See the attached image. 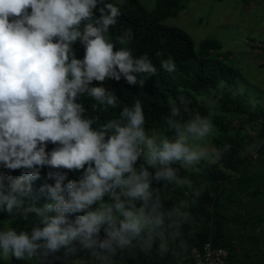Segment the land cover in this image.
Returning a JSON list of instances; mask_svg holds the SVG:
<instances>
[{"label": "clouds", "instance_id": "1", "mask_svg": "<svg viewBox=\"0 0 264 264\" xmlns=\"http://www.w3.org/2000/svg\"><path fill=\"white\" fill-rule=\"evenodd\" d=\"M120 16V7L105 0H0V168L21 171H0V212L37 218L30 231L0 230V257L51 264L61 254L65 264H116L129 250L156 249L163 257L187 249L182 229L204 185L195 187L180 168L216 165L231 147L206 143L222 95L209 89L200 97L206 115L185 96L169 100L162 135L146 131L139 100L93 127L99 118L85 115L82 98L94 112L115 109L118 97L104 82L123 78L142 87L138 76L157 72L147 54L115 50L134 35L129 29L110 41L107 33ZM77 42L82 59L74 52ZM161 67L176 70L170 56ZM45 167L54 184L41 186L50 201L41 207L31 198L32 183ZM69 172L81 175L65 184ZM154 182L187 189L193 199L168 207Z\"/></svg>", "mask_w": 264, "mask_h": 264}, {"label": "trees", "instance_id": "2", "mask_svg": "<svg viewBox=\"0 0 264 264\" xmlns=\"http://www.w3.org/2000/svg\"><path fill=\"white\" fill-rule=\"evenodd\" d=\"M105 2H111L121 10L117 24L107 33L110 41L116 43L117 37L129 29L134 34L129 44L122 46L116 43L115 50L120 47L130 48L134 57L147 54L157 72L152 76H138V80H144L142 87L139 84L130 85L123 78L120 81L111 79L104 82L103 86L118 97V106L115 109L94 112L91 108L92 101L87 97L82 98L87 109L85 115L99 118L93 127L118 117L123 107L131 106L139 100L145 113L146 131L162 132L165 127L164 118L169 111V100L185 96L192 100L191 107L194 111L206 115L207 109L197 103L192 91L208 94L209 89H215L218 95H222L218 102L222 111L246 115L255 128V133L246 143L235 140L236 145H230L218 164L202 163L198 166L199 171L180 168V174L192 179L195 187L204 185L202 195L194 204H190L188 209L192 219L182 229L183 238L187 243L186 250L177 248V254L170 251L162 257L156 249L148 254L134 249L119 254L116 261L126 264H165L185 256L193 247H201L204 243L211 242L214 246L227 250L226 264H264V108L247 104L239 92H233L238 86L237 71L219 58L222 56L219 52L222 44L218 40L206 38L195 50L193 40L186 31L163 23L164 18L178 10L176 0H155L150 10L145 8L141 0ZM102 6L103 4L98 5ZM95 14L99 16V11L96 10ZM74 52L77 58H83L84 50L79 42L74 45ZM158 52L163 55L158 56ZM169 56L176 64V70L172 73L161 67V61ZM92 86L99 84L94 81ZM214 125L223 131L226 130L224 117L220 114L214 117ZM219 142L218 138L213 139V144L223 149ZM252 144H257L258 147L252 152H246ZM54 147L55 145L49 144L47 150L51 151ZM177 167L179 168V165ZM50 170L43 168L40 179L32 183L31 198L37 206L42 207L48 202L40 188L44 183L54 184V180L47 176ZM149 170L153 171L151 168ZM0 171L13 176L21 174L20 170L9 171L0 168ZM227 171L230 173L227 174ZM80 175V172H69L65 184L68 180L79 179ZM153 187L161 188V195L168 200L165 201L168 207L181 200L193 199L191 195L183 196L180 191L172 190L171 185L164 186V182H154ZM107 202L112 201L108 199ZM36 220L34 215L29 216L27 221L0 212V223L10 222L16 225L19 231H30ZM57 257L52 259L51 264H62V255L57 254ZM0 264L33 262H11L0 257ZM76 264H80V261Z\"/></svg>", "mask_w": 264, "mask_h": 264}, {"label": "rangeland", "instance_id": "3", "mask_svg": "<svg viewBox=\"0 0 264 264\" xmlns=\"http://www.w3.org/2000/svg\"><path fill=\"white\" fill-rule=\"evenodd\" d=\"M155 0H141L145 8L153 7ZM178 10L175 14L162 21L168 25L177 26L186 31L193 40L195 50L199 43L206 39H216L222 47L219 58L237 71L238 86L233 92H239L246 103L264 108V0H176ZM197 103L206 108L200 97L206 95L202 91H192ZM207 109V108H206ZM216 114L224 117L226 130L214 127L213 135L206 141L212 147L213 139L218 138L219 145H236L235 140L246 143L255 133L246 115L222 111L219 106ZM150 135L163 134L160 130H150ZM254 156V155H253ZM222 166V165H220ZM185 169V168H184ZM187 171H199L185 169ZM153 171H155L153 169ZM227 174L230 171L226 172ZM198 179V178H196ZM172 190L180 191L183 196H190L187 189H179L174 185ZM181 196V198H184ZM182 201V200H181ZM50 202V201H48ZM14 228L10 222L0 223V230ZM3 258V257H2ZM4 260H7L3 258ZM11 262L28 263L29 260H17L12 257ZM79 260H75V264ZM62 264H65L64 260ZM116 264H126L116 261Z\"/></svg>", "mask_w": 264, "mask_h": 264}, {"label": "built area", "instance_id": "4", "mask_svg": "<svg viewBox=\"0 0 264 264\" xmlns=\"http://www.w3.org/2000/svg\"><path fill=\"white\" fill-rule=\"evenodd\" d=\"M226 257L227 250L214 246L211 242H206L201 247L191 248L185 256L165 264H226Z\"/></svg>", "mask_w": 264, "mask_h": 264}]
</instances>
